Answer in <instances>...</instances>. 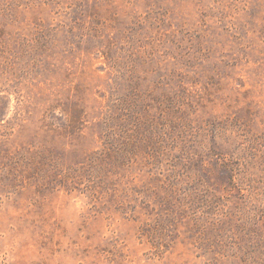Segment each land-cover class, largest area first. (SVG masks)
Wrapping results in <instances>:
<instances>
[{
  "label": "rangeland",
  "instance_id": "obj_1",
  "mask_svg": "<svg viewBox=\"0 0 264 264\" xmlns=\"http://www.w3.org/2000/svg\"><path fill=\"white\" fill-rule=\"evenodd\" d=\"M0 264H264V0H0Z\"/></svg>",
  "mask_w": 264,
  "mask_h": 264
},
{
  "label": "trees",
  "instance_id": "obj_2",
  "mask_svg": "<svg viewBox=\"0 0 264 264\" xmlns=\"http://www.w3.org/2000/svg\"><path fill=\"white\" fill-rule=\"evenodd\" d=\"M216 153V152H215ZM217 154V153H216Z\"/></svg>",
  "mask_w": 264,
  "mask_h": 264
}]
</instances>
